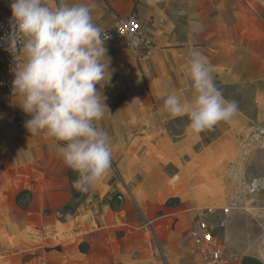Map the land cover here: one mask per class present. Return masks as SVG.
Listing matches in <instances>:
<instances>
[{
    "label": "crops",
    "instance_id": "crops-1",
    "mask_svg": "<svg viewBox=\"0 0 264 264\" xmlns=\"http://www.w3.org/2000/svg\"><path fill=\"white\" fill-rule=\"evenodd\" d=\"M241 1L80 0L95 4L94 23L102 29L116 18L136 15L158 49L146 59L122 41L105 42L112 75L103 88L109 110L99 126L110 136L112 162L101 188L99 183V189L91 191L72 220L84 218L87 206L89 213H101L99 218L105 219L117 195L112 226L141 233L133 254L142 248L154 253L159 244L171 252V264H202L190 237L196 228V210L221 206L220 196L225 194L217 193L220 184L225 189L231 188L230 181L233 186L243 184L240 134L248 139L257 131L264 134V17ZM10 3L0 0V21ZM241 25L246 29L240 31ZM192 50L207 58L216 87L237 104L230 121L199 134L186 131V116L172 118L163 109L165 97L173 91L191 98L185 73ZM28 119L11 93L0 91V240H8L0 241V264H11L15 244L9 240L15 236H10L9 227L28 221V204L23 206L21 201L38 189L34 181L16 182L13 170L44 167L41 177L46 188L49 182L44 174L49 166L68 168L51 141L29 133ZM71 171L67 169V176ZM253 220L260 227L253 224L255 235H250L248 245L252 242L259 248L248 255L262 264L264 210L248 211V222ZM166 224L171 225L168 241L160 235ZM146 229L154 245L144 237Z\"/></svg>",
    "mask_w": 264,
    "mask_h": 264
},
{
    "label": "clouds",
    "instance_id": "clouds-1",
    "mask_svg": "<svg viewBox=\"0 0 264 264\" xmlns=\"http://www.w3.org/2000/svg\"><path fill=\"white\" fill-rule=\"evenodd\" d=\"M10 32L0 46L12 55L11 96L30 117L25 127L56 146L64 165L78 173L73 187L93 190L112 162L110 136L99 126L109 110L103 88L111 80L109 38L94 23V3L80 0H11ZM191 98L173 91L163 103L172 118H188L199 134L230 121L237 104L215 85L207 58L192 50L185 73ZM97 85L100 86L99 90ZM264 264V256L259 257Z\"/></svg>",
    "mask_w": 264,
    "mask_h": 264
},
{
    "label": "rangeland",
    "instance_id": "rangeland-1",
    "mask_svg": "<svg viewBox=\"0 0 264 264\" xmlns=\"http://www.w3.org/2000/svg\"><path fill=\"white\" fill-rule=\"evenodd\" d=\"M246 4L261 12L264 17V0L241 1V5ZM241 26L240 31L246 29ZM240 135L243 184L233 186L230 181V189L233 188V191L225 189V186L220 184L221 181L219 184L223 187L219 184L217 187V193L222 195L224 191L225 196H220V200L224 199L222 201L226 203L220 201L218 204L230 205L236 211L232 217L225 220L219 216L215 218L216 234L226 255L234 264H243L245 258H252L248 253L259 248L252 242L248 245L250 235H255L253 224L260 227L259 221L253 220L252 224L248 222V211L264 210V134L257 131L251 139ZM67 169L49 166L46 169L47 174H44L46 182H49L46 188L41 177L44 167L36 168L33 165L22 170H13L16 182L23 184L28 180L34 181L38 184V189L30 192L31 195L25 194L21 201L23 206L28 204V221L16 223L14 229L9 227L13 232L10 236H15L9 240L15 244L11 264H171V252L159 248V244L157 250L153 246L154 253H147L142 248L141 252L133 254L132 246L138 243L136 238H140L141 233L130 227L123 230L118 224L112 226L114 210L118 208L119 202L115 201L117 195L113 198L111 211L106 214L105 219L99 218L101 213H89L90 207L86 205L85 217H75L72 220L78 213L79 205L87 200L92 190L81 192V197L74 199ZM101 186L102 183L99 188ZM99 188L96 186L93 190ZM126 196L130 198L129 194ZM170 226L166 224L160 229V235L165 236L167 241L171 234ZM142 233L145 234L146 240L154 245L151 231L146 229ZM125 234L127 236L122 240ZM257 238L255 237V240ZM1 240L8 241L3 238ZM1 264L4 263L1 261Z\"/></svg>",
    "mask_w": 264,
    "mask_h": 264
},
{
    "label": "built area",
    "instance_id": "built-area-1",
    "mask_svg": "<svg viewBox=\"0 0 264 264\" xmlns=\"http://www.w3.org/2000/svg\"><path fill=\"white\" fill-rule=\"evenodd\" d=\"M12 16L10 4L5 19L0 21V39L10 32L9 20ZM108 35L105 42L122 41L126 47L136 53H141L144 58L150 59L158 49V45L148 37L145 27L136 15L125 18H116L113 25L103 28ZM12 55L0 46V91L11 93L14 73L12 68ZM196 228L191 230L190 237L195 252L202 264H234L226 255L221 241L216 234L215 218L222 220L229 218L234 209L230 205L208 207L196 210ZM225 223V222H223Z\"/></svg>",
    "mask_w": 264,
    "mask_h": 264
},
{
    "label": "trees",
    "instance_id": "trees-1",
    "mask_svg": "<svg viewBox=\"0 0 264 264\" xmlns=\"http://www.w3.org/2000/svg\"><path fill=\"white\" fill-rule=\"evenodd\" d=\"M0 157H1V151H0ZM77 176H78L77 172H75V171L70 172V175H69L70 186H71V191L73 192V195H74V199H79L81 197V192L76 190L73 187V182L77 179ZM20 197H22V196H19V199H20ZM243 264H261V263L255 259H253V258H245Z\"/></svg>",
    "mask_w": 264,
    "mask_h": 264
}]
</instances>
